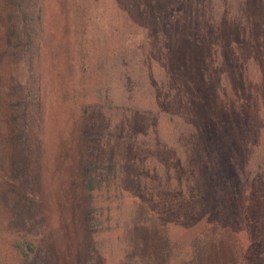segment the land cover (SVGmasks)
<instances>
[{"label": "trees", "instance_id": "1", "mask_svg": "<svg viewBox=\"0 0 264 264\" xmlns=\"http://www.w3.org/2000/svg\"><path fill=\"white\" fill-rule=\"evenodd\" d=\"M54 3L60 37L52 63L62 66L54 79L64 89L58 99L67 105L72 136L61 153L64 127L56 130L57 166L76 181L75 216L84 226L74 253L63 228L62 263L144 264L142 246L124 238L144 225L131 217L141 203L173 233L168 247L182 264H196L205 240L194 236L212 226L221 230L209 248L219 264H264V0ZM44 8L45 0H0L6 74L18 88L5 118L21 126L0 144L22 147L21 167L30 165L38 181L48 95ZM74 25L82 45L77 60L61 49ZM79 68L86 94L70 109ZM0 100L10 101L1 89ZM28 184L6 193L25 202ZM45 229L25 220L21 232L6 234V264L56 259Z\"/></svg>", "mask_w": 264, "mask_h": 264}, {"label": "rangeland", "instance_id": "2", "mask_svg": "<svg viewBox=\"0 0 264 264\" xmlns=\"http://www.w3.org/2000/svg\"><path fill=\"white\" fill-rule=\"evenodd\" d=\"M43 25L44 37L47 49L49 50L47 51L46 57V69L48 73L45 93L48 95L45 100L44 122L42 127L45 142L44 150L41 154L43 162L45 161L44 167L42 168L44 175L41 174L40 180L38 181L35 178L37 174L33 172L30 165H27L26 169H22L21 164L24 162L23 156H21L24 154L22 147L17 146L12 151H7L3 149L6 145L0 144V150L3 151L0 153V165L2 166L0 174L4 177V179H0V263L2 264H6V259L3 256L6 248V243L3 239L4 236L11 232H21L24 229L25 220L36 224V220L38 219L39 224L46 225L45 231H48L47 234L52 237L53 244L58 248L57 258H52L50 264H63L62 260H66L67 258L68 249L65 247L66 244L62 234L63 228L70 237V244L74 246V249L71 250L73 253L77 248H80L82 241H84L83 222L78 219L77 223L75 216L79 211V192L76 187V181L74 179L68 181L61 168L57 166V159L61 158L60 156L63 151L68 150L72 136L70 135L69 124L65 125V114L63 113L67 105H62L58 99V94H61L64 89L60 90L54 79L55 73L62 70L61 65L53 66L54 62L52 63L54 58L53 52L59 50L56 48V42L60 37L58 33L60 17L57 14L54 0H45ZM5 27L6 25L4 23L0 27V48L3 50L0 58V89L4 91L6 96L10 97V101L6 104L3 102L4 100H0V137L8 136L13 130H21V126L11 124L5 118L7 116L5 110L15 107V102L12 103L11 97H15L17 95L16 92H18L14 79L12 80L6 74L5 43L3 39ZM72 28L73 31L70 32L69 39H66L68 45L61 47V49L65 50L68 48L70 58L77 60L82 51V45L79 43L81 36L76 25L72 26ZM84 75V70L81 71L80 68L76 69L73 75V82L69 85L70 88L76 87V90L74 94L70 95L71 92L67 93L72 96L68 100L67 108L72 109L76 104L78 105L79 98H82V95L86 94L85 88L87 83ZM67 91L69 90H67L65 85V92ZM62 127H64L63 147L59 154L55 136L56 130ZM25 156L28 155L25 154ZM10 160H12V164L9 165L8 162ZM4 183L5 185H3ZM24 184H28L27 188H33L32 191L26 193L27 200L25 202H22L20 199L17 200L16 196L13 195L14 193H6L8 186H13V189L16 187L19 190ZM131 208L134 214L131 215L133 221L142 220L144 221V225L140 230H133L130 234H124V238L132 242V244L142 246L140 253L146 255L145 260L142 262L144 264H182L179 261L181 258L174 257L175 252H170V247H168L169 242L173 246V243L170 241L173 233L159 226L151 214L152 208L141 203H136ZM211 209L209 208L207 210L211 211ZM217 230L221 231L216 226L208 227L207 231L211 233L209 238L207 237L209 233L206 234V232L199 235L196 234L197 237L194 236L195 240L202 239V242L205 240V246L202 247L198 257L195 258L194 262L196 264L220 263L217 255L214 253V249H209L212 243H216L212 239V235ZM181 238L178 240V243L181 241ZM148 241H150L151 251H147L149 248ZM146 261L148 262L146 263Z\"/></svg>", "mask_w": 264, "mask_h": 264}]
</instances>
